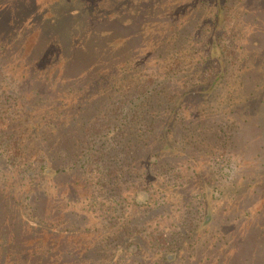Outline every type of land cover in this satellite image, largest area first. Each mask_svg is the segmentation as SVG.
I'll list each match as a JSON object with an SVG mask.
<instances>
[{
  "label": "trees",
  "instance_id": "obj_1",
  "mask_svg": "<svg viewBox=\"0 0 264 264\" xmlns=\"http://www.w3.org/2000/svg\"><path fill=\"white\" fill-rule=\"evenodd\" d=\"M263 13L262 0H0V264H239L264 239V217L233 231L264 214L244 182ZM233 168L244 183H212Z\"/></svg>",
  "mask_w": 264,
  "mask_h": 264
},
{
  "label": "rangeland",
  "instance_id": "obj_2",
  "mask_svg": "<svg viewBox=\"0 0 264 264\" xmlns=\"http://www.w3.org/2000/svg\"><path fill=\"white\" fill-rule=\"evenodd\" d=\"M263 1L264 0H262V2ZM262 19H263L262 20L263 23L261 21L260 25L264 24V18ZM249 34H251V36H253L254 38V40L252 41L250 40L251 42L250 44L252 45V56L251 57L253 59L252 65L250 67V70H251L250 74H252V77H253L252 80L255 79L252 81V84L254 81L256 82L257 80L264 82V67L261 66V63L264 61V25H263V28L261 29L250 30ZM235 43L239 45L243 42L241 40L240 41L236 40ZM246 49L247 48H245V50ZM249 49H251V46H249ZM241 57L243 58V54H241ZM242 65H243V69L245 70V66L247 65V62L242 61ZM257 91L258 92L256 93L255 97L256 98L263 97V102L260 105H258L259 107L258 111H256L249 117V120H247L248 122H246V126L244 127V131H246V135L244 136V138L248 139V142L246 144L250 148L251 151H254L252 153L250 152V157L252 158L249 160H245V163H244V164L246 163L252 164L251 167L250 165H248V170L246 172L247 177L244 180V182H246V185L248 184L249 192H251V190L253 189H256L258 190V194H259V191H261L260 198L264 200V186L262 189L257 187L258 184H264V89L260 88V89H257ZM252 107H253V104H251V108ZM240 116H243V115H240ZM200 157L203 158L201 155ZM214 168L216 169L217 166H214ZM236 168H233V170H229V172L226 171L224 172V174L220 172L217 173L215 175L217 181L212 182V183H215V185H218V186L221 184H225L226 187H229L233 182H236L239 184L244 183L243 178L241 177V174L239 172V169H236ZM226 189L235 190V187L226 188ZM244 190L245 189L241 190L240 193H244L243 192ZM228 197L229 196L227 195V192H226V194L222 196L221 199L214 200L213 209L217 210L215 205L221 206L223 204L222 199L223 198L226 199ZM143 198H144V195L143 193L140 192L138 195V201H143L144 200ZM236 204L237 203H235V205ZM240 217H241V220L249 221V222H240L238 224V227H236V230L233 229V231L237 233L238 235H242V233H246V232H247L246 234H248L249 233L248 231L250 229L254 232L256 230L258 231L259 230L258 228L259 220L258 219L264 217V214H260L254 217L255 219L253 221L255 222L251 220H247L244 216H240ZM247 224H250V227L248 229L246 226ZM217 234H218L217 231H214L211 237L214 240H216L215 236H217ZM252 234L253 233L250 234V238L252 237ZM245 249H248V250H241L242 255H240V259L236 260V262H238L239 264H243L244 258L246 257L250 258V256H255V257L261 258V260L257 261L255 264H264V239L263 238H260L256 243L249 244Z\"/></svg>",
  "mask_w": 264,
  "mask_h": 264
}]
</instances>
